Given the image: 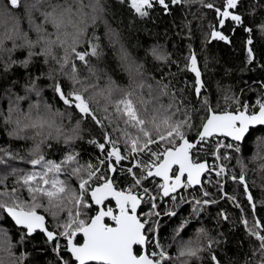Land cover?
I'll return each mask as SVG.
<instances>
[{"label": "snow or ice", "instance_id": "obj_1", "mask_svg": "<svg viewBox=\"0 0 264 264\" xmlns=\"http://www.w3.org/2000/svg\"><path fill=\"white\" fill-rule=\"evenodd\" d=\"M130 2L131 9L141 19L150 18L157 7L162 14L171 15L174 6L199 3L215 14V23L204 33V51L214 41L231 45V35L226 32L234 34L237 28H242L247 34L245 63L256 64L264 71L253 38L257 30L264 35V21L258 25L254 20L246 23L245 12L241 11L245 0H219V4L211 0ZM22 6L23 0H6L2 5L4 15L13 23L10 30L5 27L0 35V53L4 54L0 55V72L4 74L0 78V91L5 92L8 103L7 113L0 110L3 124L0 131L14 141L35 142L28 149L30 170L12 167L11 162L23 161L25 157L11 148L0 147V169H4L0 171V240L12 257V264H35V257L29 260L32 252L45 255L50 252L55 264H190L205 253L207 264H223L216 250L222 240L211 236L204 227L197 229V236L198 241L205 239L206 245L180 241L175 257L160 239L161 217H177L176 209L181 204H191L190 215L198 217L206 206L218 203L205 185L216 188L221 200L230 201L242 213L239 222L252 245L244 264H264V184L259 186L261 195L257 198L253 191L257 186L249 182L242 155L254 131L264 128V95L254 104L226 95L227 107L213 106L205 94L209 58L205 55L201 61L200 53L191 45L181 69L194 74L190 85L186 83L185 87L174 89L163 80H156L155 86L147 83L155 78L146 75L144 65L132 57L120 43L119 33L109 27L106 35L110 43L113 47L119 45L118 63L112 67L100 43L101 37L93 34L88 38L89 19L95 23L105 11L102 0L89 4L83 0H31L25 12L27 32L11 13V9ZM254 14L252 9L249 15ZM196 19L193 13V20ZM199 19H203V14ZM192 26L193 21L184 25L189 40L193 36ZM32 32L35 39L29 34ZM5 41H11L12 47H5ZM81 44L85 46L83 51L78 50ZM20 50L23 58L14 59L13 54ZM58 50L63 54L57 55ZM150 55L164 64L178 63L160 46H153ZM40 58L47 71L39 68L31 71ZM99 63L109 67H98ZM78 65L87 70V75L81 76ZM15 68L23 69L27 75L26 95L14 92L17 81L8 79ZM249 70L254 69L249 67ZM118 71L127 74L126 87L118 85L109 74ZM45 80L51 81L47 87L65 106L64 111L54 109L44 99L41 82ZM259 85L264 92V81H259ZM144 89L148 90V99ZM189 90L194 103L183 95ZM30 95L37 99L23 111L21 102L27 103ZM76 117L75 127L64 124L65 120L71 122ZM89 120L101 130L103 140L88 141L101 152L96 164L80 165L79 154L74 152L59 163L46 158L41 145L51 137L52 129L57 140L62 138L63 143L70 144L82 138L81 122ZM253 143L257 149L255 156L264 168V134L255 137ZM202 152L211 155V163L201 158ZM234 158L239 165L238 173L226 163ZM121 172L122 179L130 181L126 188L117 185ZM61 175L66 178L61 179ZM73 177L78 181L76 187L70 183ZM229 181L241 188L243 203L226 190ZM196 187L200 188L199 198L191 192V199L182 194ZM109 198L115 200V207L106 203ZM142 205L149 211L138 212ZM49 215L55 222L53 226L49 225ZM217 215L222 220L229 219L223 210ZM105 218L113 223H106ZM190 224L191 219L182 218L174 229L173 240L177 241ZM12 232L19 237L16 244L11 242ZM37 234L43 236V246L36 245L32 252L22 251L19 256L12 252L17 244L21 247L30 244ZM78 234H82L83 242L77 239Z\"/></svg>", "mask_w": 264, "mask_h": 264}, {"label": "trees", "instance_id": "obj_2", "mask_svg": "<svg viewBox=\"0 0 264 264\" xmlns=\"http://www.w3.org/2000/svg\"><path fill=\"white\" fill-rule=\"evenodd\" d=\"M31 0H23V5L19 9H11V13L14 17L20 20L21 28L27 32L28 22L25 18L26 5L30 3ZM85 4L93 3L94 0H83ZM211 2L219 4V0H211ZM6 3V0H0V35L3 34L5 27L9 30L12 27V20L4 15L2 11V5ZM105 5V11L100 14V18L93 23L90 19L88 21L89 31L88 38H91L93 34L101 37V45L105 55L108 57L112 67H115L118 63V48L119 45L115 47L109 41L106 35L107 29L110 27L119 33L120 43H122L125 48L129 51L132 57L137 60L138 63L144 65V70L147 76L154 77L155 79H148L146 82L151 83L155 86L156 80H163L164 82L170 83L174 89H180L185 87V84H191L193 82L194 74L182 71L184 57L187 55V50L189 45H191L197 52L201 55V61L205 55L209 58L208 68L209 73L206 75L207 86L205 94L212 101L213 106L219 104L221 108L227 107L225 104L224 97L226 95H235L239 97L242 101H247L248 103H253L257 100L264 92L261 91L259 81H264V71H261L256 64L251 66L245 63V41L247 39V34L242 28H237L234 34H230L232 38L231 45L226 44L221 41H214L207 45V51H204V33L209 30V26L215 23L214 12L205 9L199 3H194L191 6H180L173 7L171 15L162 14L159 7L152 12L150 18L141 19L138 18L134 10L131 9V2L122 4L121 0H102ZM255 9V14L249 15V13ZM85 11L91 13L90 8H86ZM241 11L245 12L246 23L247 21L254 20L258 25L259 22L264 21V0H245ZM193 13L196 14L197 19L193 20ZM201 14H203V19H199ZM188 21H193L192 31L193 36L191 40L187 38V29L184 25ZM51 30V29H50ZM32 39H35V33H29ZM256 55L259 62H264V35L261 34L259 30L255 32L254 35ZM19 42V41H18ZM5 47L11 48L12 42L5 41ZM153 46H160L165 53L171 54V60L178 63L164 64L160 61L155 60L150 55V50ZM79 51L85 50L83 44L78 46ZM63 53L59 50L57 55H62ZM0 55H4L0 53ZM24 56L23 50L18 51L13 54L14 59H22ZM7 59L6 56H4ZM92 63L96 64V59L92 58ZM98 67H109L106 63L97 64ZM52 67H55L54 62H52ZM80 68L81 76L87 75V70L82 66L78 65ZM249 67L254 70H249ZM36 68L40 71H47V66L43 65V58L35 62L34 66L30 69L35 72ZM112 78L121 87H126L129 83V78L124 72H117L115 74L109 72ZM174 74V75H173ZM4 74L0 72V78H3ZM9 80L17 81L18 86L13 88V91L19 95H26L24 91V85L28 82L27 75L21 68H15L13 73L8 74ZM105 79L101 82H106ZM254 81L256 83H254ZM51 81L41 82V87L44 88V99L52 104L54 109H59L60 111L65 110V106L54 97L53 92L47 85ZM5 88H7V83H5ZM228 90V91H225ZM147 89H144L145 99H148ZM184 97L194 103V98L192 97L190 90L185 92ZM37 99L34 95H30L27 103L21 102V109L23 111L28 110V104L34 102ZM165 102H167L165 100ZM191 106V105H190ZM234 107V105H232ZM196 107H199L197 104ZM8 103L5 98V92L0 91V110L7 113ZM203 115V113H200ZM78 117L73 119L71 122L65 120L64 124L69 127H75V122ZM81 139L74 140L70 144H65L60 140L56 139L57 133L55 129H52L51 137L45 140V143L41 145L43 154L47 159L53 160L59 163L64 157L70 153H78L79 159L78 163L80 165H86L89 162L92 164L97 163V157L101 156L100 150L94 145L89 143V140H102L101 130L98 129L89 120L87 122H81L80 125ZM0 128H3L2 122H0ZM68 130V129H66ZM264 134V128H257L254 131V135L248 141L247 150L242 153L244 162L248 167V179L249 182H254L257 187L253 189L256 193L257 198L261 195L260 185L264 184V168H262L261 160L256 158L255 153L257 152L254 146V139L260 135ZM31 135V133H29ZM33 140H19L14 141L8 137L4 131H0V147L11 148L14 152L19 153L20 156H24L25 160H16L11 162L12 167L30 170L31 165L27 164V158L29 157L28 149L34 145ZM51 144L52 147H47ZM202 159L210 160L211 155L201 153ZM229 164V168L239 172V165L234 158L231 161L226 162ZM125 165L128 164L127 161L124 162ZM4 169H0L3 171ZM124 173L121 172L117 176V185L120 188H126L130 181L122 179ZM61 179L66 177L61 175ZM12 178L9 179L8 185L11 186ZM73 187H76L78 181L75 178L70 179ZM206 189L211 193L212 198L218 201L217 204H212L206 206L204 212L198 217H192L190 214L192 212L191 204H181L176 211L178 216L175 218L161 217L162 228L160 230L161 242L168 247L170 255L175 257L177 255L178 245L180 241L191 240L195 245L197 242L201 245H206L207 241L203 238L199 239L197 236V229L204 227L207 229L211 236L217 237L222 240V243L217 247V252L223 261V264H244V261L249 258L248 253L252 248L249 243V237L245 232L244 226L239 222V218L242 213L237 209L230 201L221 200L220 195L216 188L212 185H205ZM230 194H235L239 197L240 201L243 203L244 197L242 195V190L239 186L235 185L233 182L229 181L226 189ZM189 192L199 198L200 188L196 187L194 189L185 190L182 194L191 199ZM26 198V197H25ZM110 206L113 205L111 201H107ZM170 203V202H169ZM138 212H148L147 206H141ZM223 210L228 214L229 219L227 221L222 220L218 217V213ZM42 211V210H41ZM95 209L93 210L94 214ZM163 211V206L161 208ZM43 214V212H42ZM63 215V214H62ZM182 218L191 219V224L188 226L186 231L181 233L180 238L177 241L173 240L174 229L180 223ZM49 225L53 226L54 221L49 215L47 217ZM107 222V220H106ZM222 234V236L220 235ZM11 242L16 244L19 237L12 232ZM43 236L37 234L32 242L25 247H21L17 244L12 252L16 256L22 251L32 252V248L36 245L43 246ZM77 239L81 242L82 237L77 236ZM6 246L3 241L0 240V261L3 264H12V257L9 256L8 252L5 250ZM139 251V249H137ZM35 257V264H55V257L48 252V254H41L37 252H32L29 257L31 261ZM207 254H202L201 258L198 260L190 261V264H207ZM255 260V257H252Z\"/></svg>", "mask_w": 264, "mask_h": 264}, {"label": "water", "instance_id": "obj_3", "mask_svg": "<svg viewBox=\"0 0 264 264\" xmlns=\"http://www.w3.org/2000/svg\"><path fill=\"white\" fill-rule=\"evenodd\" d=\"M109 200H111L112 202H113V204H114V206L113 207H115V200L114 199H112V198H109ZM139 210V209H138ZM106 219H108V218H105V220ZM110 222L109 223H113L110 219H108ZM106 222V221H105ZM78 235H80L81 237H82V240H81V242H83V236H82V234H78Z\"/></svg>", "mask_w": 264, "mask_h": 264}, {"label": "bare ground", "instance_id": "obj_4", "mask_svg": "<svg viewBox=\"0 0 264 264\" xmlns=\"http://www.w3.org/2000/svg\"><path fill=\"white\" fill-rule=\"evenodd\" d=\"M255 101H256V100H254V102H253V103H250V104H254ZM209 162L211 163V158H210ZM157 179H159V178H157ZM143 206H145V205H143ZM141 208H142V207H140L139 209H141ZM147 208H148V207H147ZM138 211H139V210H138ZM144 211H145V210H143V212H141V213H144Z\"/></svg>", "mask_w": 264, "mask_h": 264}, {"label": "flooded vegetation", "instance_id": "obj_5", "mask_svg": "<svg viewBox=\"0 0 264 264\" xmlns=\"http://www.w3.org/2000/svg\"><path fill=\"white\" fill-rule=\"evenodd\" d=\"M108 201H111V200H108ZM107 202V201H106ZM112 202V201H111ZM113 203V202H112ZM108 204V203H107ZM109 205V204H108ZM110 206V205H109ZM114 206V204L112 205V207ZM107 220V222L106 223H109L110 221L108 220V219H106ZM105 220V221H106Z\"/></svg>", "mask_w": 264, "mask_h": 264}, {"label": "rangeland", "instance_id": "obj_6", "mask_svg": "<svg viewBox=\"0 0 264 264\" xmlns=\"http://www.w3.org/2000/svg\"><path fill=\"white\" fill-rule=\"evenodd\" d=\"M147 186V185H146Z\"/></svg>", "mask_w": 264, "mask_h": 264}]
</instances>
